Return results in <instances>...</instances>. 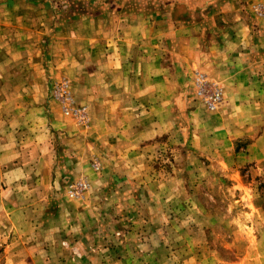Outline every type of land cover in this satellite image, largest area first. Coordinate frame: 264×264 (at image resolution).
<instances>
[{"label": "rangeland", "instance_id": "1", "mask_svg": "<svg viewBox=\"0 0 264 264\" xmlns=\"http://www.w3.org/2000/svg\"><path fill=\"white\" fill-rule=\"evenodd\" d=\"M115 1L0 0V264H264V35L226 34L217 0L197 53L70 51L50 73L17 19ZM62 80L81 119L52 98Z\"/></svg>", "mask_w": 264, "mask_h": 264}, {"label": "crops", "instance_id": "2", "mask_svg": "<svg viewBox=\"0 0 264 264\" xmlns=\"http://www.w3.org/2000/svg\"><path fill=\"white\" fill-rule=\"evenodd\" d=\"M132 1L130 0L133 6L131 4L127 11H122V1L116 0L113 3V8L115 6L119 7L116 13L104 12L90 16H70L66 19L63 18L61 24L56 21L53 22L49 15L43 11L32 14L30 20L26 18L25 13H20L17 19L18 22L22 23L19 24L22 29L31 30L38 37V53L41 52V56L47 53L48 57L46 56V59H48L50 73H55L57 67L65 69L69 67L70 64L66 63L65 54L70 51L81 53L104 52L105 54V52L110 51V48L116 50L118 46L119 51L125 50L128 52L139 50L151 53L154 48H160L162 51L168 52L170 50L180 54L197 53L201 45L200 33H203L202 35L205 37L204 28L211 27V23H214L213 17L217 14L214 10L217 0H162L163 3L161 0H157L163 6V11L168 14L160 16V19L155 21L156 13L152 10L154 0ZM175 1H180V3L175 4ZM255 3L264 8V0L224 1L223 13L226 21V34L229 31L237 32L239 29H248L251 26L250 22L254 21L258 25L260 34L264 35V18L256 19L250 11L251 5ZM204 4L206 7L204 13L201 11L191 21L188 18L177 17V15L184 12L193 14ZM175 6L180 8L176 9ZM243 12L244 15H248L247 20L244 18ZM228 15L232 16L230 21ZM32 25L34 29H29ZM21 27L18 29H21ZM87 32L90 34L89 36L86 35ZM105 36L108 37L104 40ZM167 39H171L170 43L166 41ZM94 40L93 43L95 44H90ZM122 47H125V49ZM214 48L216 49L215 46H207L201 52L210 53L213 52L212 49ZM191 58V60H195L193 57ZM81 66L88 67L84 62L81 63ZM112 66L113 61L104 62V67L111 68V71H113ZM142 77H146V74L144 73ZM39 79L41 85L43 79L41 77Z\"/></svg>", "mask_w": 264, "mask_h": 264}, {"label": "built area", "instance_id": "3", "mask_svg": "<svg viewBox=\"0 0 264 264\" xmlns=\"http://www.w3.org/2000/svg\"><path fill=\"white\" fill-rule=\"evenodd\" d=\"M264 13V8H262ZM197 83H200L199 78H195ZM52 98L61 104V109L65 115L71 114L78 119L82 118V114L78 109L72 107V99L70 97L68 84L66 81L62 80L52 85L51 87Z\"/></svg>", "mask_w": 264, "mask_h": 264}]
</instances>
